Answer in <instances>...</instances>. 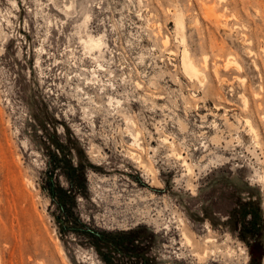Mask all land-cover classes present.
Masks as SVG:
<instances>
[{"label":"rangeland","instance_id":"obj_1","mask_svg":"<svg viewBox=\"0 0 264 264\" xmlns=\"http://www.w3.org/2000/svg\"><path fill=\"white\" fill-rule=\"evenodd\" d=\"M0 264H264V0H0Z\"/></svg>","mask_w":264,"mask_h":264},{"label":"trees","instance_id":"obj_2","mask_svg":"<svg viewBox=\"0 0 264 264\" xmlns=\"http://www.w3.org/2000/svg\"><path fill=\"white\" fill-rule=\"evenodd\" d=\"M59 151V150H57ZM50 155V167L45 171L44 182L42 184V189L45 190L51 201L54 202L58 208V213L55 214V218L59 223L61 228H69L74 230L73 219L70 212V206L67 203V199L72 197L77 192L82 191V186L79 181L83 177V172L81 168L74 166L70 163V160L67 158V154L62 151L52 152L48 150ZM63 170V173L68 179V188H64L58 184L54 178L53 174L56 170Z\"/></svg>","mask_w":264,"mask_h":264},{"label":"bare ground","instance_id":"obj_3","mask_svg":"<svg viewBox=\"0 0 264 264\" xmlns=\"http://www.w3.org/2000/svg\"><path fill=\"white\" fill-rule=\"evenodd\" d=\"M214 8V7H213ZM210 11H211V9H209ZM213 10V9H212ZM90 41V40H89ZM96 42V41H95ZM95 42H93V43H95ZM97 43V42H96ZM95 43V44H96ZM185 46V45H184ZM89 47V46H88ZM98 47H100V46H98ZM95 48V47H94ZM94 48H92V49H94ZM184 48H186V47H184ZM184 51H185V49H183ZM187 50V49H186ZM189 52V51H188ZM187 52V53H188ZM189 54V53H188ZM183 61H184V64L186 65V67H187V69H186V74H189L188 72H190L191 74H194L195 75V73H197V70H196V68L194 67V65L191 63V61H189L188 59H189V55L187 56L186 54H185V52H183ZM188 71V72H187ZM191 77V76H190ZM193 77V76H192ZM199 77H200V75H199ZM252 126V125H251ZM252 129V128H251ZM180 155V154H179ZM178 155V156H179ZM140 160V159H139ZM142 160V159H141ZM184 161V160H183ZM187 161V160H186ZM185 161V162H186ZM140 162V161H139ZM144 162V161H143ZM142 162V163H143ZM144 165V164H143ZM185 165V164H184ZM144 166H146V164L144 165ZM189 166V165H188ZM188 169H190L189 167H188ZM191 170V169H190ZM189 171V170H188Z\"/></svg>","mask_w":264,"mask_h":264}]
</instances>
